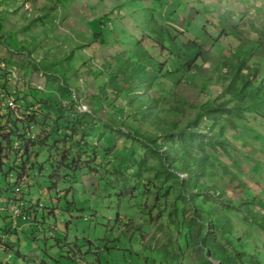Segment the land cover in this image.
Wrapping results in <instances>:
<instances>
[{"label":"rangeland","instance_id":"1","mask_svg":"<svg viewBox=\"0 0 264 264\" xmlns=\"http://www.w3.org/2000/svg\"><path fill=\"white\" fill-rule=\"evenodd\" d=\"M152 23L178 31L180 48L196 40L208 51L193 77L175 62L158 78L163 92L149 90L169 122L188 127L194 107L221 100L233 65L219 66L232 58L260 94L251 111L233 124L204 118L193 137L133 128L115 85L142 48L158 56L145 37ZM245 43L255 46L238 58ZM0 75L10 93L0 121L6 109L13 123L0 134V264H222L210 237L246 264L251 254L264 262V0H0ZM185 144L213 163L202 191L182 187L186 174L165 156ZM28 204L35 233L19 224ZM62 219L70 239L58 237Z\"/></svg>","mask_w":264,"mask_h":264},{"label":"trees","instance_id":"2","mask_svg":"<svg viewBox=\"0 0 264 264\" xmlns=\"http://www.w3.org/2000/svg\"><path fill=\"white\" fill-rule=\"evenodd\" d=\"M1 1L4 3V0ZM150 28L151 29L148 31L147 35L145 34V37L154 42L157 48L158 56L154 57L153 55H146V50L144 51L142 48L141 52L138 53L140 59L136 63H133L137 66V68L130 71L128 77L129 80L125 77L124 86H121L120 84L115 85V88L119 91L118 94H123V98L130 103L131 107L126 110L130 111L128 119L132 127L135 125L138 126L139 123H149V125L156 130L166 131L167 133L165 137L169 139H173V134L176 132H186L187 136L193 137L197 131V127L194 126L204 118L210 119L212 122L224 119L229 124H233V117L242 118L245 116L246 112L251 111L248 104L255 102V99L260 96V94L256 92V89H254V81L250 80L249 75L242 73L244 68L247 66L245 60L240 59V61L235 63V59L232 58L226 59L223 64L221 63V66L212 65L214 68L219 66V70L224 65H233V70H231L230 73L223 74V77L228 78V81L227 83H223L225 78L222 80L223 90L217 96V98H220L221 100L213 101L209 98L204 103L194 107L196 113L191 119H188V127H179L176 122H169L166 119V116L159 112L158 101H156L158 97L155 96V98L152 99L151 96L150 98L149 90L159 89L160 92H163V88H159L157 86V82H160L158 81V78L162 76V69H164V74L171 75L172 73L169 69H167V67L171 66L173 68L175 66V62H177L176 68H181L184 70L186 75L193 77L195 71L201 67L200 64L198 65V62L201 61V63H203L206 61L208 51L204 48V45L201 42L196 40L189 41V43H187V48H180V39L176 38L177 34L180 33L175 31L169 25L162 26L157 23H152ZM219 36L217 37V41ZM222 36H227V34L222 33ZM246 44L247 43L240 46L234 52L238 53H236L237 55L235 54L238 58L241 57V54L247 55L248 53L246 51H249L248 49L255 46V44H253L252 47H248ZM6 80L7 78L5 75H0L1 99L3 100V104L7 106L5 108H8L7 97L10 93L6 90ZM252 89H254V92ZM142 91L146 95H142ZM25 98L28 106H32L34 104L35 99L33 97ZM4 112H6V115L2 117L4 118L2 119L3 122L0 121V134L5 124L10 123V126L13 125L10 115L7 113L6 109ZM63 123L66 125L67 121H64ZM174 129L176 130L174 131ZM20 134L25 138L28 136L24 133V130H20ZM143 137L148 138L146 135H143ZM210 140L212 141V144L224 147L222 139H219L217 136L213 135L212 137L211 135ZM165 156L168 160L173 162L175 167L179 166V170L186 174L185 179L179 178L181 180L180 184L182 187L185 186V184H188L192 187L196 186L198 191L203 190V184L200 182L199 177L213 167L212 162H207L203 155L194 154L191 148L186 144L181 145L180 148L167 149ZM226 171L227 167H224L222 172ZM217 188L218 186L214 185V187H209L208 190L214 191L217 190ZM215 194L218 195L219 193L215 191ZM195 196L196 195H193V198L198 200L199 196ZM193 202L197 203L198 201L195 202L193 200ZM199 207L206 214L205 217L200 218L205 221H213L216 214L212 211V207L200 203ZM209 241L212 243V255L221 260L222 264H239V260L242 262L241 264H246L243 256L233 255L212 237H210ZM251 257L252 259L248 261L249 264H264V262H262L256 255L251 254ZM67 258H71V256H67ZM71 260H73V258H71Z\"/></svg>","mask_w":264,"mask_h":264},{"label":"crops","instance_id":"3","mask_svg":"<svg viewBox=\"0 0 264 264\" xmlns=\"http://www.w3.org/2000/svg\"><path fill=\"white\" fill-rule=\"evenodd\" d=\"M31 160H32V163H33V157L31 158ZM40 168H43V166L42 165H40ZM44 172H47V169L46 170H43ZM60 182H62V183H64V181L63 180H60ZM49 187H50V179H49ZM33 205H31V204H28V210H26L27 212H26V214H25V217L22 219V220H20L19 221V224H20V226H21V229H23V228H26L27 227V229H28V227H31V230L35 233L36 232V230H40L41 229V222H39V221H37V219H36V214H35V221H32L29 217L30 216H32L31 215V212H33L32 211V207ZM29 211V212H28ZM49 211H46V212H44L43 211V213H42V220H45L46 219V217L47 216H49ZM68 219H62V221L60 220V222H63L64 224H63V230H66L67 231V229H66V223L68 222L67 221ZM12 226V225H11ZM62 235H58V237L59 238H63V237H68L69 239L72 237V234L70 233V231L68 230L66 233H65V231L64 232H62L61 233ZM56 241V239L54 240V242ZM67 242H65V243H63L64 245L66 244Z\"/></svg>","mask_w":264,"mask_h":264},{"label":"built area","instance_id":"4","mask_svg":"<svg viewBox=\"0 0 264 264\" xmlns=\"http://www.w3.org/2000/svg\"><path fill=\"white\" fill-rule=\"evenodd\" d=\"M11 100V99H10ZM9 101V100H8ZM11 101H13V100H11ZM12 102H10V104H11Z\"/></svg>","mask_w":264,"mask_h":264},{"label":"bare ground","instance_id":"5","mask_svg":"<svg viewBox=\"0 0 264 264\" xmlns=\"http://www.w3.org/2000/svg\"><path fill=\"white\" fill-rule=\"evenodd\" d=\"M11 105V104H10Z\"/></svg>","mask_w":264,"mask_h":264},{"label":"clouds","instance_id":"6","mask_svg":"<svg viewBox=\"0 0 264 264\" xmlns=\"http://www.w3.org/2000/svg\"><path fill=\"white\" fill-rule=\"evenodd\" d=\"M59 191V190H58Z\"/></svg>","mask_w":264,"mask_h":264}]
</instances>
